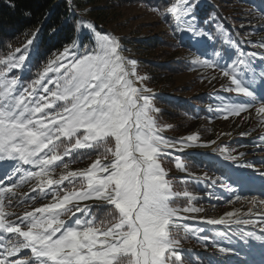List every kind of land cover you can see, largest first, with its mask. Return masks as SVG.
Instances as JSON below:
<instances>
[{
  "label": "snow or ice",
  "instance_id": "1",
  "mask_svg": "<svg viewBox=\"0 0 264 264\" xmlns=\"http://www.w3.org/2000/svg\"><path fill=\"white\" fill-rule=\"evenodd\" d=\"M200 3L180 0L167 12L183 20V31L193 38L211 41L215 37L197 23ZM72 26L81 41L94 38V47L80 52V45L73 42L49 59L30 83H22L19 76L9 78V74L30 70L34 36L22 48L0 58V264H202L195 257H185L177 234L182 229L189 231L187 217L181 212L203 209L192 206L196 197L189 192L173 190L162 161L171 157L176 168L186 172L181 155L208 145L198 143L195 134L176 139L162 135L164 128L153 116L159 109L153 107L151 89L133 86L132 77L146 79L137 76V62L122 56L120 42L99 34L91 21L74 19ZM224 42L237 52L231 63L221 66L212 59L199 58L193 63L219 68L229 81L224 91L247 98L222 102L226 113L239 115L259 101L255 111L264 117V99L255 91L257 87L264 90V51L244 53L239 47L243 42L264 49V42L231 37ZM257 58L260 63L254 65ZM49 72L55 75L48 77ZM258 147L264 151V138ZM88 149L98 153L88 168L52 178L57 168H69L64 157ZM224 159L235 161L236 157L226 155ZM237 166L253 167L251 163ZM257 175L264 178V171ZM194 179L204 183L199 177ZM33 181L35 195L18 197L14 189ZM218 182L229 198L211 190L208 197L232 203L230 197L238 190L222 177L210 183L215 187ZM49 197L50 203L27 210L38 199ZM180 197L187 198L188 207L172 206ZM241 199L248 197L236 195V200ZM249 202L257 204L255 197ZM258 203L264 205V200ZM14 208L25 210L22 214L8 211ZM226 215L229 219L206 223L252 225L259 228V234L243 228L231 236L218 232L216 236L226 238L228 244L220 246L215 237L201 235L205 228H195L192 234L205 248L223 254V258L210 257L206 264H225L233 256L235 264H248L239 259L241 252L232 246L233 237L248 250L245 255L258 251L259 264H264V215L258 219L237 216L235 220L231 219L233 212Z\"/></svg>",
  "mask_w": 264,
  "mask_h": 264
},
{
  "label": "rangeland",
  "instance_id": "2",
  "mask_svg": "<svg viewBox=\"0 0 264 264\" xmlns=\"http://www.w3.org/2000/svg\"><path fill=\"white\" fill-rule=\"evenodd\" d=\"M210 2L212 4L218 5V7L222 10L220 4L214 0H203ZM262 1V0H261ZM260 1H258L259 3ZM107 4V0H97L95 5L104 9V5ZM174 4H169L165 7L164 10L160 11L156 8L146 10L142 8L138 3L125 4L124 6L118 7L113 11L107 12L105 23L96 24L93 20H90L96 28V31L101 35H110L116 38L121 45L120 53L126 59H134L137 62L136 72L137 76L146 77L143 81L137 80L136 77H132L131 79L134 81V85L137 88H147L151 89L152 93L162 92L163 94H179V96H203L204 98L212 97V102L207 105V112L211 110L213 112H217L214 117L209 113L199 120L189 124L184 125L186 130L180 133H174L175 130H172V126L176 123H172L168 120L160 119L157 120L155 117V113H153L154 118L157 120V124L164 128V131L161 133L166 138H180L187 135H197L199 136L198 143L206 144L207 147L194 148L189 150L194 151H206L212 153L221 159L225 164L228 165V170L222 172L221 175H217L215 173L210 172L209 170H204V165L200 167H196L191 169L187 166V171H180L175 166V161L173 158L169 157L166 160L169 161L168 164H164L162 161V167L167 171V179L171 180L172 183L175 181H179L178 183H183L184 188L182 191H187L191 196L201 197L200 204L192 202L193 207H200L203 209L202 212L195 213H183L180 215L187 217V222H192L195 219L205 220L203 222L206 223L209 219H229L227 217L228 212H233L234 215L231 217L232 220H235L237 216L241 218H251L258 219L259 216L264 215V205H260L258 203L259 200H264V178L257 175L259 171H264V151H261L258 147L261 138H264V117L258 116L256 114L255 108L259 106V101L250 108L247 112H242L239 115H232L226 113L222 106L223 103H230L232 101L239 100H247L246 97H238L236 93L225 92L224 88L228 87L229 81L223 77L220 72L217 71V68H208L199 64L193 63L198 57L192 58V65L177 73H174L170 79V84H172L171 88L163 89L170 85L168 83H164L159 85L158 87H153L147 84V78L149 74L147 72H140L141 66L138 60L139 56L135 49L136 44L134 42L136 40L147 38L149 36H157L160 35L163 31V25H170L171 22L169 20L170 16L173 17L174 22L176 20L175 16L171 13L167 12L169 7H172ZM257 5H248L239 4V3H229V7L224 10V12H228L227 15L230 16L231 20L237 21L239 25V30L248 38H253L254 42H264V8ZM259 15L256 14L255 10H260ZM257 15V17H256ZM233 18V19H232ZM235 29L237 28L234 25ZM244 26V27H243ZM102 28V29H99ZM183 30V29H180ZM185 33V32H183ZM221 35L223 40L226 39V34L224 30ZM258 40V41H257ZM26 42V41H25ZM24 42V43H25ZM76 44L80 45V52H83L85 48L92 49L95 45V40L90 42L88 40L81 41L80 39H76L74 41ZM24 43L14 47L9 50L7 53H1L0 58H3L10 51H14L17 47L22 48ZM192 43L197 47V49H201L206 47L202 38L200 40L194 39ZM73 44L69 43L60 50L52 52L46 57L35 60L32 59V55L29 57L30 63L28 64V68L30 70H26L23 73L20 70H16L13 73L9 74V78L12 76H19L21 82L24 84L30 83L33 79L38 78V73L43 71L44 67L47 65L49 59H54V57L63 51V49L69 45ZM246 53H250L253 51L259 52L260 48L253 47V45L247 44L244 47ZM218 51H212L215 57L213 61L222 64L227 60H233L236 58V55L232 57L229 55L227 58H221L220 56H216L215 53ZM147 59L149 61L158 59L155 58L157 54L148 53ZM210 57L209 55L206 58ZM201 59V58H199ZM259 59L253 61L254 65L259 64ZM259 69V68H258ZM31 72L32 76L30 78L23 77ZM48 77H53L55 74L53 72H49ZM220 77L221 80H218ZM52 87V85H49ZM161 88V89H160ZM256 95L259 99H264V90H261L259 87L255 89ZM152 98V97H151ZM153 107L159 109L160 106L157 103L155 98H152ZM206 105V104H205ZM213 106H217L218 108H213ZM220 109V110H219ZM219 110V111H218ZM218 113H222L219 114ZM162 114V113H161ZM160 115V113H159ZM161 116V115H160ZM163 116V115H162ZM164 118V117H163ZM170 126V127H169ZM174 131V132H173ZM79 150L74 152L69 157H64V161L69 164L68 169H64L63 167L57 168L53 173V179H58L60 174L66 171H81L88 168L93 161L97 158V151L92 150ZM103 151V149H100ZM223 151V155L221 154ZM243 153V155H241ZM234 156L236 157L235 161L225 160L224 156ZM111 159V157H109ZM182 159V158H181ZM182 161L186 164V161L182 159ZM251 163L253 165L252 168H242L238 167L239 164H248ZM27 166L26 168H29ZM205 174H207V179H205ZM195 177H199L201 181L204 183L195 182ZM216 177H222L228 180L230 184L238 191L236 194L232 195L230 199L232 203H225L224 201H218L215 198H210L207 195L208 190H212L213 192L223 195L225 199L229 198V194L226 190L219 187V182L215 187L211 186V180ZM193 183L195 185H199L203 187L199 192H193L188 189V183ZM67 182H65L66 184ZM194 185V186H195ZM35 187V182H30L28 184H24L19 188L14 189L16 191L18 197H22L26 194L35 195L32 193V188ZM174 191H177L175 187H173ZM236 195H240L241 197H248V199L236 200ZM255 197L257 200V204L253 206L249 201ZM184 198V197H181ZM177 199V198H176ZM187 199V198H184ZM51 198L40 200L38 199L34 204L27 206V210H32L33 207H40L44 204L50 203ZM173 207L176 208H184L188 207L189 204L180 206L177 203L172 204ZM249 209L252 211L249 212ZM24 208H14L10 209V211H15L17 214H22ZM196 224L187 223L189 228L188 232H185L183 229L177 234L178 238L181 239V247L185 250V257L191 260L193 257L197 258L200 262H203L202 258L206 256V254L210 255V257L218 259L223 258V254H219L212 248H205L203 244L199 241L197 236L192 234V230L200 227L199 223ZM226 226V225H225ZM233 227L243 228L244 231H256L259 234V228H253L252 225L241 226V225H230L226 226L227 230L230 231ZM201 235H208V232L202 233ZM215 239L217 236L215 233L212 234ZM217 240V239H216ZM222 241L224 246H228L227 239L224 238ZM232 246L236 247L238 251L241 252L239 259L247 260L248 264H259L261 259V254L258 251H252L250 254L245 255L248 252L247 249L242 248L238 243L232 244ZM230 261H226L225 264H235L236 258L233 256ZM207 262V261H206ZM206 262L204 264H206ZM215 264V261H213Z\"/></svg>",
  "mask_w": 264,
  "mask_h": 264
},
{
  "label": "trees",
  "instance_id": "3",
  "mask_svg": "<svg viewBox=\"0 0 264 264\" xmlns=\"http://www.w3.org/2000/svg\"><path fill=\"white\" fill-rule=\"evenodd\" d=\"M96 1L97 0H0V54L7 53L9 50L21 45L27 39L34 36L35 44L30 51L32 53V59L38 61L77 39L79 33L74 31L72 26L74 19L78 20L84 16L85 18L83 19L85 21L93 20L94 23L101 25L102 22L105 23L107 12L113 11L125 4L138 3L146 10L156 8L162 11L171 3H176L177 5L180 3L178 0H107L104 9H101L95 5ZM215 1L226 10V8L229 7V3H241L247 6L248 3L250 5L260 0ZM261 2L264 3V0ZM11 4L15 6L12 7L10 6ZM226 14H228V12H226ZM196 15L198 18L197 23L200 28L208 31L215 38L220 31L217 30V25L220 26L221 30H227L224 23L219 19L215 9L207 2L201 1ZM212 17H215V19L212 20ZM169 20L171 26L163 25V31L160 35L149 36L134 42V44H136L135 49L139 56L138 60L141 66L140 72H147L149 74L146 81L148 85L153 87H158L164 83L170 84L169 78H171L174 73L189 68L192 65L193 57L204 59L205 53L207 54V51H198L197 48L191 44L190 38L193 37L186 31L185 33L188 37L180 39L179 31L184 27L183 20H177V23H173L172 16H170ZM232 21L238 25L237 21ZM177 24L181 25L180 29H177ZM248 40L254 41L253 38H248ZM207 43H209V41H207ZM148 53L157 54L155 58L158 57V59L149 61V59H147ZM31 74L32 73L29 72L23 77L30 78V76H32ZM218 80H221L220 77H218ZM171 86L172 84L167 85V87L163 89L168 90ZM152 98H155L160 106V111L154 112L155 117L157 120L160 118L161 120L166 119L172 123H176L171 127L172 130H175V132L173 131L174 133L184 132L187 128L184 126L185 124L189 125L204 117L205 114L207 115L209 113L214 117L217 113L211 110L207 112L206 106L212 102L211 96L208 98L196 95L184 97L179 96V94L168 95L155 93L152 95ZM213 108L218 107L213 106ZM181 158L186 161V165L191 169L204 165L205 171L209 170L217 175H221L222 172L228 170V167L224 166L219 160L206 154L187 152L186 154H182ZM163 163L168 164L169 161L165 159ZM178 182L179 181H175L173 187H175L177 191H182L184 184ZM194 185L195 184L189 182L187 185L188 189L193 192H199L200 189L203 188L199 185ZM194 202L200 204L201 197L197 196ZM173 203L183 206L188 204V200L180 197L175 199ZM204 228L209 230L207 232H209L210 239L213 238V233L216 235L218 232H225V230L219 227H209L205 225ZM228 234L231 236V233L228 232ZM221 238L222 237L217 236L216 239L220 246H224L221 243ZM235 239L236 238L233 237V245L237 244ZM209 258L210 255L206 254V256L202 258V264Z\"/></svg>",
  "mask_w": 264,
  "mask_h": 264
}]
</instances>
